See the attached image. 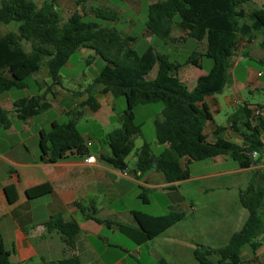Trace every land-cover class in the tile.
Wrapping results in <instances>:
<instances>
[{"label":"trees","instance_id":"obj_1","mask_svg":"<svg viewBox=\"0 0 264 264\" xmlns=\"http://www.w3.org/2000/svg\"><path fill=\"white\" fill-rule=\"evenodd\" d=\"M254 0H157L146 10L145 30L150 36L162 41L171 38L172 30L188 35L197 44H205L203 54L194 51L184 64L170 62L168 56L159 55L151 47L137 54L131 47L134 38L125 37L116 29L103 27L100 22L115 21L116 15L109 10H92L96 21H83L77 13L61 24V17L54 9L56 0H44L37 7L32 0H0V24L16 23V32L0 36V96L11 90H26L27 81L44 66L53 85H59L60 73L70 57L80 48L92 50L104 65L93 82L87 86L90 94L95 87L99 93L109 94L114 99L123 98L125 109L117 112L115 120L119 127L108 133L104 142L110 150L109 157L101 160L113 169L125 171V159L134 150V141L142 136L141 126L135 124V108L150 104L161 105L160 119L153 122L154 137L163 151L154 155L149 145L143 142L134 153L133 175L141 180L151 173H160L168 184L189 179V165L218 156L230 158L238 168L247 169L259 163L264 154L260 135L264 133V118H254L247 105L240 106L227 118V125L241 134V146L223 139L225 128H217L209 141L203 134L210 114L198 104L205 97L219 94L229 84L228 60L236 52L239 43L262 36L264 50V9L245 12L243 6ZM22 42L29 44L25 51ZM202 58L212 62L207 74L200 76L193 89L188 90L177 73L183 67H199ZM264 68V57L253 61ZM157 68L153 80L145 77ZM83 106L92 111L98 105L89 95ZM49 105L41 97L29 96L13 104V114L19 120H28L47 110ZM74 117V116H73ZM9 113L0 107V125L8 129ZM39 150L41 162L55 163L69 158H82L88 149L74 122L53 123L50 130L40 133ZM256 158L252 157L253 153ZM139 173V175H136ZM249 185L239 192V203L248 217L239 231L233 233L228 243L212 249L207 255L217 256L216 263L205 258L206 252H194L198 264H264L241 259V251L248 247L252 257L264 243V176L254 172ZM170 188H173L172 186ZM51 192L49 185H40L25 192L29 199L39 198ZM8 203L16 200L13 187H6ZM138 198L148 203L147 191L140 188ZM133 225L118 221L96 223L114 226L136 246L144 245L167 231L184 218L183 213L171 212L151 216L130 212ZM47 233L58 232L67 248L74 245L80 233L75 222H65L61 215L52 216L45 224ZM0 236V264H13ZM59 264H81L76 256L65 258ZM157 264H166L160 260Z\"/></svg>","mask_w":264,"mask_h":264},{"label":"crops","instance_id":"obj_2","mask_svg":"<svg viewBox=\"0 0 264 264\" xmlns=\"http://www.w3.org/2000/svg\"><path fill=\"white\" fill-rule=\"evenodd\" d=\"M32 1L35 3L34 0ZM70 1L77 6L79 5L77 2L83 0H56L54 10L61 14L63 6ZM125 1L134 11L140 3V0ZM156 1L150 0L148 6ZM81 5L78 10L82 9ZM102 5L104 10H109L116 15L115 21L123 17L119 8H114L106 2ZM243 8L247 13L256 9H264V0H254L245 4ZM85 9L92 15V8L84 7L83 10ZM75 12L78 13L77 10L73 13ZM174 32L179 31L172 30L169 39L171 42H176L172 39ZM120 34L131 37L129 32H120ZM144 34L150 36L146 30ZM262 38L258 36L249 41L243 39L239 43L236 52L228 60L229 84L221 93L205 97L198 104L199 108L205 107L210 114V120L206 121L203 127V134L209 141L212 140L213 132L222 127L225 128L223 133L225 141L237 146L242 145L241 134L235 132L226 122L227 118L240 106L247 105L249 109L259 108L262 113L261 117L264 118V68L249 61V59L253 61L263 59L264 50L260 45ZM188 39L190 38L187 35ZM203 59L206 58H202L199 67L188 66L178 71L177 78L187 89L188 87L193 89L196 80L206 75L210 69V63L203 66ZM45 61L41 62L40 70L27 81V89L23 90L25 96L22 98L41 97L42 102L49 105L47 110L28 120H19L13 114V104L22 98L16 99L17 94L10 93V91L0 96V107L9 113L11 120L8 129L0 125V236L5 250L11 253L10 260L13 264H59L61 260L72 256H76L81 264H124L125 258L129 257V252L123 246L110 242L119 232L112 225L99 224L93 220L97 218L100 221L113 222L118 221L119 216L114 211L105 212L100 206L97 207L94 204L97 199L104 198L109 202H115L131 193L135 195L136 186L139 191L143 188L147 191H156L160 195H167V191L175 188L179 190L183 182L204 181L231 175L239 180L243 177L251 179L254 172L264 176V154L259 158V163L253 167L240 169L235 164L233 168H230L231 170L224 168L228 164L227 157L218 156L207 161L212 167L222 168V170L202 174L195 178L189 176L188 180L172 184L166 183L160 173H151L138 180L132 173L135 166L132 170L127 168L125 171L113 169L101 160V157L110 156V150L104 138L116 129L106 132L108 128L117 123L116 113L123 112L125 106H120L118 99H114L111 95L99 93L100 87H95L89 94L86 89L93 81L88 83L83 76L78 78H83L84 81L76 84L72 82L71 88L64 89L61 77L59 85H53L47 76ZM67 65L68 63L65 67ZM89 95L98 105L95 111L83 106ZM53 111L61 116L71 115L88 149L87 156L79 158L69 155L68 159L55 163L41 162L40 133L49 131L53 123H58L56 118H46ZM84 118L90 119L91 123L87 122L85 126H81L79 122ZM94 137H99L97 146L91 139ZM260 140L264 148V133L260 135ZM88 157H94V163L87 164L85 160ZM45 184L51 187L49 194L34 199L25 196L27 190ZM171 186L173 188H170ZM6 187H13L17 194L16 200L11 204L7 201ZM206 191V188L202 189V192ZM175 192L176 195H171L170 200L173 207L178 209V213L184 214L181 221L186 220L187 217H193L196 209L179 197L177 191ZM130 212L132 211L125 212V216L130 218L127 225H133ZM55 215H61L65 222H75L80 229L71 248L65 246L58 232L54 230L47 233L45 230L44 224ZM263 249L264 244L260 246L254 257L243 260L248 261L255 258L257 262L263 261L264 257L258 258V252ZM136 253L139 254L140 251L137 250Z\"/></svg>","mask_w":264,"mask_h":264},{"label":"rangeland","instance_id":"obj_3","mask_svg":"<svg viewBox=\"0 0 264 264\" xmlns=\"http://www.w3.org/2000/svg\"><path fill=\"white\" fill-rule=\"evenodd\" d=\"M36 5H40L42 0H34ZM83 2V3H82ZM77 2L79 5L70 1L63 6L61 11V24L65 23L74 10L82 17L83 21H96L84 7L94 9H104L102 3H109L114 8H119L123 17L119 21L100 22L103 27L114 28L118 32H129L130 36L134 38L131 44L132 49L137 54H142L146 48L151 47L159 55L168 56L170 62L177 64H184L192 52H203L204 44H197L193 40L188 39L186 33L174 32L171 40L162 41L153 36H146L144 34L145 23L147 21V7L150 0H140L136 11L132 10L125 0H83ZM83 4V5H81ZM82 6V9L78 10ZM261 4H259L260 6ZM17 24L9 23L6 25L0 24V36L10 32H16ZM182 43V44H181ZM25 51H29V44L21 43ZM68 65L64 67L60 73L62 86L64 89L71 88L73 83H81L84 81L83 76L88 83H91L96 77L99 69L104 65V62L92 50L80 48L68 60ZM212 62L203 59V66ZM157 68L155 67L145 79L153 80ZM83 80V81H82ZM86 83V84H88ZM189 86V85H187ZM192 87H188L190 90ZM79 89V88H78ZM10 93H16L18 98L25 96L23 90H11ZM120 106L124 107V99H118ZM125 108V107H124ZM161 105L159 103L139 106L135 108V124L141 126L143 138H136L134 141L133 152L125 159L128 170H132L135 166L134 153L142 146L143 142L149 145L150 151L154 155H158L163 151V146L156 143L154 137L153 122L160 119ZM46 118H56L59 124H68L74 122L70 116H61L58 112L53 111L49 113ZM91 123L90 119L84 118L79 123L85 126L86 123ZM118 123L113 124V127L107 129L106 132L118 128ZM99 137L91 138L97 146ZM92 150V149H91ZM228 164L225 169L233 168L235 163L227 158ZM190 177L195 178L202 174L218 172L222 168H214L209 161L193 162L189 166ZM250 178L243 177L237 179L236 176L218 177L216 179H206L204 181H190L183 182L178 190L167 191V195H160L153 190L147 191L148 203H144L138 198L140 191L138 187L135 188V195L133 193L127 195L125 198L113 201H107L104 198H99L95 201L97 207H101L105 212L108 210L114 211L118 214V221L127 223L130 220L125 216V212H141L151 216H162L171 212H179L173 207L170 200L171 195H177L189 205L191 204L196 211L193 217H187L186 220L180 221L161 234L153 242H148L142 247H137L125 236L116 233L115 237L111 239L112 244H119L126 248L129 252L124 260V264H157L159 260H164L166 264H198L195 260L194 252L203 249L202 253L206 252L205 258L211 263H216L217 256L207 255L212 249L225 246L231 235L240 230L248 217V213L243 209L238 201L239 192L244 190L250 183ZM200 186V189H199ZM206 188V192L202 189ZM90 206V205H86ZM99 218V217H98ZM100 219V218H99ZM194 228H193V227ZM264 238V235H261ZM259 237L258 240L263 238ZM264 244V243H263ZM140 253H136V251ZM258 258L264 257V249L260 250ZM127 254V255H128ZM122 256V255H121ZM133 257V258H132ZM252 256L248 247L242 249L241 259H250Z\"/></svg>","mask_w":264,"mask_h":264},{"label":"built area","instance_id":"obj_4","mask_svg":"<svg viewBox=\"0 0 264 264\" xmlns=\"http://www.w3.org/2000/svg\"><path fill=\"white\" fill-rule=\"evenodd\" d=\"M251 110H252V115H253L254 118L261 117L262 113H261V110H260L259 108H252ZM252 157H253V158H256V157H257V154L254 152V153L252 154ZM94 161H95L94 157H88V158L85 160V162H86L87 164H92V163H94Z\"/></svg>","mask_w":264,"mask_h":264},{"label":"water","instance_id":"obj_5","mask_svg":"<svg viewBox=\"0 0 264 264\" xmlns=\"http://www.w3.org/2000/svg\"><path fill=\"white\" fill-rule=\"evenodd\" d=\"M200 251L202 252V251H203V249H200Z\"/></svg>","mask_w":264,"mask_h":264}]
</instances>
